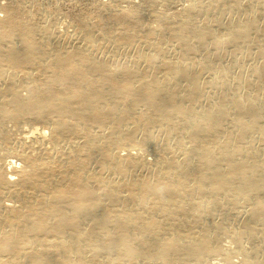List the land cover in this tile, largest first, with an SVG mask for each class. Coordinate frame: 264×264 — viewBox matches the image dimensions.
<instances>
[{"label": "bare ground", "instance_id": "bare-ground-1", "mask_svg": "<svg viewBox=\"0 0 264 264\" xmlns=\"http://www.w3.org/2000/svg\"><path fill=\"white\" fill-rule=\"evenodd\" d=\"M224 2L228 12L242 3ZM249 2L260 13H249L244 22L233 21L225 29L207 19L194 25L197 0L176 23L158 16L156 28L145 31L139 30L144 16L137 9H109L105 15L98 11L95 17L104 21L100 33L112 43L148 41L156 35L160 42L169 38L180 45L175 59H162L165 45L155 44L149 55L138 52L136 62L114 69L77 45L47 48L49 43L38 34L47 36V26L36 28L14 2L3 7L0 76L5 68L13 72L0 86V142L10 141L4 121L25 120L41 126L30 128L34 132L28 130L22 144L31 134L42 144L33 146L35 152L24 151L28 143L19 153L14 150L17 160L0 164V196L11 198L0 201V264H121L139 259L191 264L216 255L222 259L212 264H264V146L258 149L252 143L257 139L264 145V20L259 17L264 0ZM83 22L78 17L74 24L90 43ZM115 23L124 30L112 29ZM239 47L241 57H258L246 69L249 74L236 68L232 90L225 79L227 67L220 66L210 83L214 92H205L200 76L214 70L211 60ZM198 54L202 61L195 64ZM236 58L233 65L238 66ZM152 127L163 131L159 154L143 159L129 150L118 153L119 147L135 143L138 132L151 141ZM65 141L69 143L63 149ZM150 144L153 151L158 149L153 140ZM51 150L61 162L50 156ZM91 161L98 163L96 173L88 169ZM104 171L117 179L104 180ZM239 202L249 207L245 221L231 232L232 241L255 238L257 227L263 233L258 246L239 249L242 259L236 263L228 260V247L217 239L229 230L228 215ZM218 206L221 220L213 222Z\"/></svg>", "mask_w": 264, "mask_h": 264}, {"label": "rangeland", "instance_id": "rangeland-1", "mask_svg": "<svg viewBox=\"0 0 264 264\" xmlns=\"http://www.w3.org/2000/svg\"><path fill=\"white\" fill-rule=\"evenodd\" d=\"M192 1V2H191ZM196 0H0V18L1 16L4 17L3 15L5 14L4 13V9L3 7L4 6H8L11 4H17L21 7V9L23 10V16L25 17V19H29L31 23L33 24H36L35 27L38 28L39 30L42 29L44 26H47L49 29V32H48V35L47 36H44V34H42V32H38L39 36H41V38L43 39V41H45L44 43L45 44H48L49 45H46V47H50L49 49H56L58 47H65V45H67V47H76L75 45H77V47L81 48L80 50L81 51H87V53L91 54L95 59H101L100 61H103V62H107V66L114 69L118 66H121V65H131L132 63L136 62V55L138 52H141L145 55H149L152 51V47L155 46V44L157 46H160L162 47V49H164L165 47V50H163V53L161 55V58L162 59H175L177 58V55H178V48H180V45L177 44L176 42H172L170 41V39L168 38H165L163 40H158L156 35H153V36H150L148 38V41H143V39H140V38H135V41L131 42V43H112V40L111 39H108L106 37H103L101 35V28L104 26L103 23L104 21H100L97 17H95L97 14L98 11H101V12H98V13H101V14H104L105 13H108L110 11V13H118L121 9H133L136 10L137 9V12L139 13L140 11V16H144V17H141V24L142 26L139 27V30L140 31H145L144 28L148 29L149 27L151 28H156L157 26V18L158 16L159 17H166L167 20L171 21L172 23L175 22L177 20H179L181 18V16H183V10L189 5V4H192V3H195ZM199 2V6H200V11L199 13L197 14H194L193 17L195 18H191L192 21H194L195 19V24L194 25H202L203 22L207 19L210 20V21H213L212 23H214V25L219 22L221 24V29H225L226 26H230L231 23L234 21L233 24L236 23H239L241 20V22H244L250 15H253V14H259L260 13V8L255 6V5H251L252 2H249V0H239L240 2V6L238 7V11L236 9H231L229 12H228V8H227V5L226 3L224 2L225 0H197ZM201 1V2H200ZM204 1V2H203ZM21 2V3H20ZM102 2V3H101ZM217 2V3H216ZM246 2V3H245ZM25 3V5H24ZM28 3V4H27ZM136 3V4H135ZM210 3V4H209ZM249 3H250V6H249ZM4 4V5H3ZM13 4V5H14ZM201 4V5H200ZM205 4V5H203ZM228 4V3H227ZM220 6V8H219ZM255 6V8H254ZM25 7V8H23ZM136 7V8H135ZM142 7V8H141ZM204 7V8H203ZM88 8V9H87ZM108 8V9H107ZM258 8V9H257ZM99 9V10H98ZM105 11H104V10ZM110 9V10H109ZM224 9V10H222ZM227 9V10H226ZM247 9V10H246ZM255 9V10H254ZM28 10V11H27ZM97 10V11H96ZM109 10V11H108ZM114 10H117L116 12ZM218 10V11H217ZM243 12H241V11ZM104 11V12H103ZM108 11V12H107ZM113 11V12H112ZM203 11V13H202ZM207 11V12H206ZM29 12V13H28ZM103 12V13H102ZM158 12V13H157ZM210 12V13H209ZM235 12V14H234ZM253 12V13H251ZM36 13V14H35ZM207 13V14H206ZM218 13V14H217ZM230 13V14H229ZM239 13V15H238ZM250 13V15H248ZM30 14V17H28ZM39 14V15H38ZM149 14V15H148ZM152 14V15H151ZM204 14V15H203ZM224 14V15H223ZM28 15V16H27ZM196 15V16H195ZM209 17H208V16ZM212 17V20H211V17ZM235 15V16H234ZM238 15V16H237ZM245 15V16H244ZM248 15V16H247ZM207 16V17H206ZM220 16V17H219ZM243 16V17H242ZM263 16V17H262ZM81 18V20H84L86 25H87V28L88 30H90V35H91V40H90V43H87L83 40V34L81 33V29H78V27L74 24V21L76 18ZM164 17V18H165ZM174 17V18H173ZM204 17V18H203ZM206 17V18H205ZM226 17V18H225ZM234 17V18H233ZM260 19L261 17L263 18L264 20V15L262 14L261 16H259ZM32 18L34 20H32ZM203 18V19H202ZM230 18V20H229ZM236 18V19H235ZM246 18V19H245ZM202 19V20H201ZM232 19V21H231ZM28 20V21H29ZM229 20V21H228ZM239 22H238V21ZM244 20V21H243ZM107 21V20H106ZM145 21V22H143ZM215 21V22H214ZM225 21V22H224ZM193 22V23H194ZM225 24H224V23ZM174 23V24H175ZM218 24V23H217ZM216 24V26H217ZM224 25V26H223ZM50 26V27H49ZM120 26V27H119ZM145 26V27H144ZM148 26V27H147ZM41 27V28H40ZM92 27V28H91ZM94 27V28H93ZM111 27L112 29H114L116 32H119V30H124V28L121 27L120 23H115V24H111ZM224 27V28H222ZM142 28V29H141ZM118 29V30H116ZM99 30V31H97ZM113 30V31H114ZM56 31V33H55ZM114 31V32H115ZM97 33V34H96ZM79 34V35H78ZM96 34V35H95ZM219 35H221L219 33ZM38 36V38H40ZM76 36V37H75ZM81 37V38H80ZM156 37V39H155ZM40 38V39H41ZM104 38V39H103ZM56 39V40H55ZM62 41H60V40ZM80 39V40H79ZM51 40V41H50ZM55 40V42H54ZM111 40V41H110ZM139 40V42H138ZM152 40V41H151ZM156 40V41H154ZM169 40V41H168ZM46 41H49L46 43ZM57 41V42H56ZM72 41V42H71ZM75 43H74V42ZM163 41V42H162ZM168 41V42H167ZM82 42V43H81ZM108 42V43H107ZM138 42V44H137ZM52 43V44H51ZM55 46H54V44ZM86 43V44H85ZM136 43V44H135ZM140 43V44H139ZM132 44V45H130ZM145 44V45H144ZM149 44V45H147ZM169 44V45H168ZM60 45V46H59ZM71 45V46H70ZM151 45V46H150ZM165 45V46H164ZM171 45V46H170ZM173 45V46H172ZM178 45V46H177ZM53 46V47H52ZM83 46V47H82ZM86 46V47H85ZM150 46V48H149ZM164 46V47H163ZM167 46V47H166ZM93 47V48H92ZM173 50H172V49ZM209 48V46L207 47ZM89 49V50H88ZM137 49V51H136ZM149 49V50H148ZM151 49V51H150ZM240 49V50H239ZM239 49L237 50L236 53H233L234 50H230V51H226V52H223L225 55L221 54L220 56L218 57H215L213 58L211 61V65L213 66L212 68L214 70H212L211 72L209 73H205L203 72L202 75L200 76L201 77V81L205 84V89L204 91L207 92V93H212L214 92V89L213 87L211 86L210 83H212L215 78L217 77L216 76V72L217 70L220 69V66L221 67H227L226 68V73H225V79L227 80L226 82L228 83L230 89L232 90H235L236 89V79L234 76H236V72L240 71L241 69H243V72H246V74H249L248 70L246 69H251V67L253 65H255L256 63V58H257V61H258V57L257 56H249L248 57H241V53H242V49L241 47H239ZM92 50V51H91ZM180 50V49H179ZM91 51V52H90ZM102 51V52H101ZM165 51V52H164ZM173 51V52H172ZM104 52V53H103ZM168 52V53H167ZM230 52V53H229ZM107 53V55H106ZM111 53V54H110ZM202 53V52H201ZM200 53V54H201ZM228 53V55H226ZM109 54V55H108ZM167 54V55H166ZM200 54H198L195 58H193L192 62L195 64H197L198 62L202 61V57L199 56ZM231 54H233L234 56H232ZM113 55V56H112ZM172 55V56H171ZM102 56V57H101ZM167 56V57H166ZM237 56H239L238 58H236ZM107 57V58H106ZM118 57V58H117ZM173 57V58H172ZM181 58V57H180ZM238 59V62H239V65L238 66H235L233 65L234 64V60ZM242 58V59H241ZM255 58V59H254ZM106 59V60H105ZM200 59V60H199ZM231 59V60H230ZM240 59V60H239ZM118 61V62H117ZM219 61V62H218ZM232 61V62H231ZM251 61V62H250ZM132 62V63H131ZM129 63V64H128ZM247 63H250L247 65ZM252 63V64H251ZM138 64L141 66L143 63H141V61H138ZM220 64V65H218ZM240 64L242 65V67L240 68ZM245 64V65H244ZM229 65V66H228ZM251 65V66H250ZM113 66V67H112ZM143 66V65H142ZM141 66V67H142ZM234 66V68H232ZM218 68V69H217ZM237 68V70L235 71V69ZM229 69V70H228ZM240 69V70H239ZM9 69L5 68L4 69V75L3 76H0V86L2 85V83L5 81L4 79H6V74H10L12 73L13 71L9 70ZM32 69H28L27 71H31ZM232 70V71H231ZM242 71V70H241ZM33 72V70H32ZM230 72V74H229ZM212 73V74H211ZM229 75H228V74ZM234 75H233V74ZM232 74V75H231ZM162 75V74H160ZM213 75V76H212ZM216 76V77H215ZM233 76V77H232ZM161 77V76H160ZM204 77V78H203ZM213 77V78H212ZM2 78V79H1ZM228 78V79H227ZM234 78V79H233ZM20 78H18L19 80ZM214 79V80H213ZM217 79V78H216ZM21 80V79H20ZM19 80V81H20ZM229 80V81H228ZM23 82V80H21ZM208 81V82H207ZM211 81V82H210ZM231 82V84H230ZM209 84V85H208ZM23 85L24 84H19V90H22L20 91L22 94H24L25 90L23 89ZM235 87V88H234ZM22 88V89H21ZM210 88V89H209ZM213 89V90H212ZM208 90V91H207ZM203 102H200L199 105H202ZM9 122V123H8ZM7 120L4 121V125H3V129H4V132L6 133L7 135V138H9L10 136V139H8L7 141L9 142H6V143H1L0 142V164L2 163V165H6L7 162H9V160H17V158H19V155L18 153L20 152V150H24L25 149V146H28L26 147V149L24 151H28V148L30 149L29 151H34L35 152V149L38 148L39 145L42 144V140H40L39 138H37L36 136L37 135H33L31 134L30 137L28 138L29 142L27 144H22V140L24 137L28 136L26 135L28 133V130H30V128H34V126L36 128H39L41 125L39 123H35V122H28L27 121H19L21 123H19L18 121H11L10 120ZM6 123V125H5ZM5 126V128H4ZM31 126V127H30ZM23 128V129H22ZM22 130V131H21ZM7 131V132H6ZM27 131V132H26ZM31 132L30 133H33L34 130H30ZM18 132V133H17ZM22 132V133H21ZM152 132V133H151ZM162 133V134H161ZM26 136H25V135ZM141 134H144V133H141V132H138L136 133V137H135V143L134 141L129 143V144H126L124 146H121L117 149L118 153L120 155H122L125 151L127 152L128 150L130 151V153L134 154V155H138L140 156L141 158L143 159H151L153 157L156 156V154H159L158 150L159 148L164 144V140H163V131L158 129L156 130V127H152L151 130L149 131V134H150V137H151V141L153 140V142L156 144L154 147L155 148H158V149H155L154 151L152 150L153 149V146L150 144L151 141H146V137H144L143 139V136L144 135H141ZM159 134V135H158ZM21 135V136H20ZM154 135V136H153ZM23 136V137H22ZM32 136V137H31ZM20 137V139L18 138ZM33 137H35V139H33ZM141 137V138H139ZM154 137V138H153ZM155 137H156V140H155ZM159 137V138H158ZM162 137V138H161ZM18 138V139H17ZM22 138V139H21ZM25 139V138H24ZM139 139H140V142H139ZM254 139V138H253ZM26 140V139H25ZM24 140V141H25ZM38 140V141H36ZM138 140V141H137ZM143 141V142H142ZM172 142L169 143V145L171 146L172 144V148L171 150L173 149V151H176V147L174 145V139H171ZM21 142V143H20ZM142 142V143H141ZM148 142V143H146ZM157 142V143H156ZM255 142V143H254ZM64 143V144H63ZM69 142H62L60 144V147L63 148V149H66ZM252 143L258 147V149L262 148L264 145L262 142H259L257 141V139L255 140H252ZM11 144V145H10ZM158 144V145H157ZM257 144V145H256ZM259 144V145H258ZM2 145V146H1ZM62 145V146H61ZM143 145V147H142ZM145 145V146H144ZM11 146V147H10ZM14 146V147H13ZM21 148H20V147ZM22 146H24L22 148ZM31 148H30V147ZM35 149H34V147ZM129 148H128V147ZM135 147V148H134ZM175 147V148H174ZM11 148L13 150H11ZM33 148V149H32ZM145 148V149H144ZM17 149V152L16 151L14 152V150ZM20 149V150H19ZM141 149V150H139ZM147 149V150H146ZM150 149V150H149ZM133 150V151H132ZM136 150V151H135ZM151 151V152H150ZM52 152V153H51ZM50 152V156H52L53 158L55 157V160L57 162H61L59 160V154H56L53 152H55V150H51ZM122 152V153H121ZM145 154H144V153ZM156 153V154H155ZM125 154V153H124ZM144 154V155H143ZM2 156V157H1ZM12 156V157H11ZM7 157V158H6ZM58 158V159H57ZM19 161V160H18ZM88 164V169H90V171L96 173L98 171V163H96L95 161H91L89 162ZM4 165V166H5ZM94 165V166H93ZM96 169V170H95ZM104 173V174H103ZM110 174V175H108ZM103 175L105 177H103ZM108 175V176H106ZM107 177V178H106ZM110 177L112 179H117V176L112 173L111 171H104L102 172L101 174V178H103L104 180H107V179H110ZM6 194L3 193L1 196H0V201H3V200H11V198L9 196H7L5 198ZM5 200V202H6ZM240 204V205H239ZM234 204L233 206L235 207V209L233 208L232 212L229 213L228 215V222L226 221L227 225H230L232 226L231 229L230 226H228L229 230L227 229L226 231L228 232H223L221 233V235L219 236L218 235V239H217V243L220 244V246L222 245V247H228L229 249V255H228V260L230 259L231 261H234V262H239L241 259H242V255L240 254V251L239 249L242 248L243 250H247L248 249L250 250L252 248V246L256 245L258 246L259 243L261 242V236H262V229L261 227H257L258 230H257V234L255 236V238L253 239H248L246 236H243L240 240L239 243H234L231 239V232L232 231H235L237 229V226H239V222L240 221H245L243 220L246 215H245V211L248 209L249 207V204H241L240 202ZM245 204V205H244ZM238 205H239V209H238ZM244 206V207H243ZM239 211H238V210ZM242 209V210H241ZM219 206L216 207V211L214 214H216L214 216L215 218H212L213 222H217L218 220L220 221L221 219L219 218ZM237 212V213H236ZM235 215V216H234ZM239 216V217H238ZM237 217V218H235ZM244 217V218H243ZM239 219H242V220H239ZM237 220V221H236ZM218 221V222H219ZM233 223H232V222ZM233 224V225H232ZM236 227V228H235ZM230 232V233H229ZM261 232V235L259 234ZM258 239V240H257ZM184 240L188 241L187 238L184 237ZM254 240V241H253ZM257 240V241H256ZM260 241V242H259ZM246 242V243H245ZM254 242V243H253ZM257 242H259L258 244H256ZM253 243V244H252ZM252 245V246H251ZM245 246V247H244ZM247 247V248H246ZM262 256L261 254H259L258 257ZM214 257V258H213ZM207 259L205 260V262H200V263H191V264H212L214 262H217L219 261L220 259H222V256L221 255H216V256H208L206 257ZM232 258V259H231ZM262 258V257H261ZM179 261L176 262V264H180V262L178 263ZM154 262L152 261H145V260H137V261H134V262H129V261H126L125 263H121V264H153ZM155 264V263H154ZM157 264V263H156ZM182 264V263H181ZM190 264V263H189ZM228 264V263H227Z\"/></svg>", "mask_w": 264, "mask_h": 264}]
</instances>
